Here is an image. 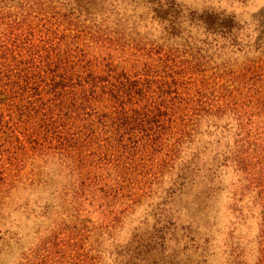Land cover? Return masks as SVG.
<instances>
[{"label":"trees","instance_id":"trees-1","mask_svg":"<svg viewBox=\"0 0 264 264\" xmlns=\"http://www.w3.org/2000/svg\"><path fill=\"white\" fill-rule=\"evenodd\" d=\"M107 1L0 0V218L26 208L21 194L43 181L37 166L22 173L29 159L58 167L44 224L18 264H95L92 239L175 167L168 197L191 184L197 160L210 166L196 142L217 128L213 165L232 173L230 204L254 212L252 264H264V25L230 38L240 62L211 65L204 41L180 39L187 22L174 0L150 3L160 40L132 34L134 19L111 15ZM233 18L223 16L224 34L249 29Z\"/></svg>","mask_w":264,"mask_h":264},{"label":"rangeland","instance_id":"rangeland-1","mask_svg":"<svg viewBox=\"0 0 264 264\" xmlns=\"http://www.w3.org/2000/svg\"><path fill=\"white\" fill-rule=\"evenodd\" d=\"M151 1L156 0H108L102 6L108 7L111 15L118 12L133 18L135 28L130 29L132 34L160 40L163 38L161 25L152 18ZM106 3L112 4L108 6ZM174 3L179 5H175L172 11L179 18L184 16L187 22L184 28L188 33L183 32L180 39L188 36L186 40L196 47H201L200 42L204 41L201 48H205V53L213 60L211 65H223L225 61L234 59L236 63L240 62L244 55L233 52L237 44L230 47V38L234 36V43H239L241 38H245L241 33L248 32L252 38L255 33L250 27L264 25V0H174ZM209 15L213 22L205 33L201 21ZM226 15H232L241 26L247 24L249 29L224 34L223 16ZM180 39L172 40L180 42ZM210 133L196 142L199 150L204 148L199 157H204L210 166L203 165L201 159L197 160L198 167L190 168L191 184L168 197L169 184L178 170L175 167L150 198L141 199L123 218L121 225L108 235L100 236L98 241L92 239L95 264L254 262L255 214L242 207L240 213L238 207L230 204L227 189L232 173L228 167H214L215 157H212L223 154V129H212ZM32 166L41 168L43 181L31 185L21 194L22 201L28 200L26 208L12 204L0 218V264H18L22 254L35 243V233L44 224L39 216L40 206L43 201H50L58 186V167L29 159L22 173L25 174Z\"/></svg>","mask_w":264,"mask_h":264}]
</instances>
